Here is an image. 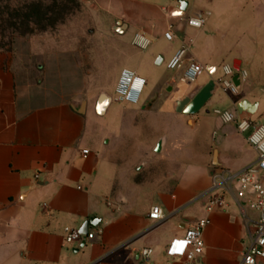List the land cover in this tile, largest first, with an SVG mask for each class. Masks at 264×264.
<instances>
[{
    "label": "crops",
    "instance_id": "obj_1",
    "mask_svg": "<svg viewBox=\"0 0 264 264\" xmlns=\"http://www.w3.org/2000/svg\"><path fill=\"white\" fill-rule=\"evenodd\" d=\"M85 1L102 32L95 40L102 55L85 57L67 48L24 57L13 48H0V264H182L167 257L168 245L205 218L210 225L203 233L200 263L239 264L259 214L237 199L235 187L213 191L214 177L241 172L257 161V153L247 143V133L222 123L214 111L238 114L237 105L248 101L255 109L246 118L264 126V65L259 61L264 57L257 59L251 43L228 49L227 36L219 39L212 32L229 29L234 6L239 9L251 0ZM252 1L258 6L254 22L260 28L264 0ZM206 13L203 28L187 24ZM237 13L243 16L244 7ZM168 31L172 41L165 37ZM138 33L151 41L146 51L132 44ZM182 48L188 50L183 69L169 70V61ZM190 61L205 68L202 83L185 81ZM235 61L240 72L248 73L238 96L217 83L222 67ZM117 62L118 67H111ZM142 62L164 70V78L138 105L118 104L136 118L144 114L151 128L155 113L169 125L127 156L119 153L124 137L112 130V141L110 128L94 123L112 110L123 69L147 79ZM108 69L114 82L107 85L102 79ZM88 78L97 79L95 89L85 87ZM212 80L218 86L212 98L197 114H186L187 103H179ZM110 87L112 97L106 94ZM102 94L111 103L100 115ZM211 106L216 107L213 114L207 110ZM211 193L224 197L225 209L206 210L205 197ZM155 206L165 215L159 222L149 219ZM92 217L100 219L90 227L95 238L76 253L81 244L67 245L66 231H80ZM143 249L153 250L149 259L141 256Z\"/></svg>",
    "mask_w": 264,
    "mask_h": 264
},
{
    "label": "rangeland",
    "instance_id": "obj_2",
    "mask_svg": "<svg viewBox=\"0 0 264 264\" xmlns=\"http://www.w3.org/2000/svg\"><path fill=\"white\" fill-rule=\"evenodd\" d=\"M39 8L40 20L36 23L34 34H27L25 27L27 21L23 17L25 6H32ZM257 4V3H256ZM254 2L248 1L240 9L244 7L245 14L239 15L237 6H234V13L232 15L233 22L230 24L229 29H219L221 33L216 34L219 39L221 37L226 38L227 48L240 50L241 44H253L252 47L255 50V54L258 57H264V25L257 28L255 21L256 9L258 6ZM257 6V7H255ZM15 12H21L19 15L20 19H12L9 14ZM12 26L19 27V31L14 32ZM33 26V25H32ZM31 26V27H32ZM92 31V32H91ZM102 32L98 29L96 16L93 14L90 5L85 0H0V44H8V42L14 40V45L10 48L18 50L22 55L29 56L35 55L38 52L46 51H57L64 50L67 48H73L77 50L82 56L88 57L90 53L93 55H102L103 47L96 45L95 40L101 38ZM20 41V42H19ZM19 44V45H17ZM97 51V52H94ZM260 60V66L264 65V61ZM119 62L112 63L111 67H118ZM240 65L237 64V68ZM264 67V66H262ZM141 68L146 75L147 86L142 94V97H146L148 91H151L157 85H159L164 78L165 71L161 69L148 67L146 62L141 63ZM249 71L253 69V65L249 66ZM110 69H108L102 81L105 84L113 81V77H110ZM205 76L199 78L198 83H202ZM114 82V81H113ZM97 79L88 78L85 87L87 90L95 89L97 86ZM253 91L258 92L259 86L252 88ZM110 87L109 92H106L112 97L113 91ZM105 92V91H103ZM163 93L167 94V91L163 90ZM114 96V95H113ZM142 98V99H143ZM216 107L211 106L207 110L211 114ZM222 110V109H221ZM134 113L124 111L118 103H114V106L107 117L100 118L102 120L96 121L94 124L98 125L101 129L109 131L116 130V135L123 136L119 144V153L128 156L130 152H135L137 149L140 151V144L145 143L146 137H151L153 133H157L158 130L169 125L165 121L164 117L160 113L153 114L152 121L154 122L153 128L148 126L144 114H138L135 116ZM95 116L92 115L93 119ZM172 122V119H168ZM111 133V139L114 141V131ZM155 135V134H154ZM95 136H98L96 131ZM133 161V160H132Z\"/></svg>",
    "mask_w": 264,
    "mask_h": 264
},
{
    "label": "built area",
    "instance_id": "obj_3",
    "mask_svg": "<svg viewBox=\"0 0 264 264\" xmlns=\"http://www.w3.org/2000/svg\"><path fill=\"white\" fill-rule=\"evenodd\" d=\"M206 13L199 17H192L187 20V24L195 29H201L206 24ZM167 40L172 41L171 31L165 34ZM133 46L141 51H146L151 41L143 34H136L132 41ZM188 50L182 48L176 52L169 61L167 68L171 71L183 69ZM205 72V68L195 62L190 61L184 71V79L188 84L195 83ZM236 71L232 65L222 67V76L217 83L227 93L238 96L239 87L233 81ZM241 81L248 77L246 71L240 72ZM147 82L144 78L138 76L129 69H123L119 75L116 84L113 101L125 105H138ZM217 115L224 124H235L240 133H247V143L256 151L257 161L242 170L239 173L226 172L214 177L213 191L227 192L230 187H235L237 199L245 202L250 208L259 214L256 230L252 240L242 255L239 264H257L264 261V126L251 121L248 118H241L237 113L231 111L216 110ZM82 155L87 157L89 151H82ZM215 192V193H216ZM205 208L208 212L223 210L226 208L224 197L221 194H208L205 197ZM165 218L163 210L160 207H153L149 213V219L153 222H159ZM210 225L208 218L197 220L191 225L183 238L174 239L167 247L166 255L170 259H181L182 264H201L200 258L205 250L203 239L204 230ZM95 233L91 232L87 240H93ZM83 241V235L79 230L69 229L66 231L65 243L67 245L78 244ZM153 254L152 249H143L141 256L149 259ZM170 264V263H167Z\"/></svg>",
    "mask_w": 264,
    "mask_h": 264
},
{
    "label": "water",
    "instance_id": "obj_4",
    "mask_svg": "<svg viewBox=\"0 0 264 264\" xmlns=\"http://www.w3.org/2000/svg\"><path fill=\"white\" fill-rule=\"evenodd\" d=\"M239 61H235L233 63V67L235 71L237 72V75L234 77L233 81L237 87L240 86L241 79L238 73L240 72V68H237V64L239 65ZM218 89L217 84L215 81H210L209 84H207L203 89L192 93L185 99V101L180 102V105H183V103H187V107L184 110L186 114L189 115H195L197 114L205 105L206 103L212 98L214 95L215 91ZM103 102V103H102ZM104 102H107L104 103ZM111 103V98L105 94H102L100 97V100L97 105V112L100 115H103L108 107V105ZM249 106H255L249 103L248 101H242L237 105V112L241 118H246V117H252L254 114V109L253 107ZM162 147V143L159 144V148ZM156 152H160L159 149L155 150ZM100 219L96 217H92L89 220H87L84 225L80 229V233L83 235V241L81 243V246L79 249L76 250V253L80 251L83 247L86 246L87 244V236L90 231V227L94 226L96 227Z\"/></svg>",
    "mask_w": 264,
    "mask_h": 264
},
{
    "label": "trees",
    "instance_id": "obj_5",
    "mask_svg": "<svg viewBox=\"0 0 264 264\" xmlns=\"http://www.w3.org/2000/svg\"><path fill=\"white\" fill-rule=\"evenodd\" d=\"M36 5H32V6H25V11L23 14V17L24 19L28 22L26 27H25V31L27 34H34L35 33V27L34 26H37L38 24L36 23L38 20H40V10L39 8L35 7ZM21 12H15V15L14 14H9V16L16 20L17 18L20 19L21 16L19 15ZM33 25V26H32ZM32 26V27H31ZM12 29L14 30V32L16 31H19V27H16V26H12ZM11 44H12V41L8 42V44H4V43H1L0 44V48H3V49H10L11 47Z\"/></svg>",
    "mask_w": 264,
    "mask_h": 264
},
{
    "label": "bare ground",
    "instance_id": "obj_6",
    "mask_svg": "<svg viewBox=\"0 0 264 264\" xmlns=\"http://www.w3.org/2000/svg\"><path fill=\"white\" fill-rule=\"evenodd\" d=\"M103 103V102H102ZM104 103H106L107 104V102H104Z\"/></svg>",
    "mask_w": 264,
    "mask_h": 264
}]
</instances>
